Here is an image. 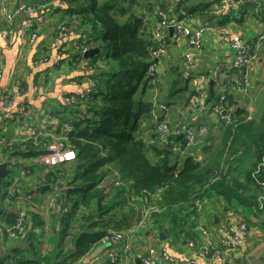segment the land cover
<instances>
[{
  "label": "trees",
  "instance_id": "1",
  "mask_svg": "<svg viewBox=\"0 0 264 264\" xmlns=\"http://www.w3.org/2000/svg\"><path fill=\"white\" fill-rule=\"evenodd\" d=\"M64 1L67 6L62 9L68 17H74H69V21L72 19L70 23L81 31V36L67 51L70 66L83 59V47L97 46L104 55L83 59L87 74L96 83L88 95L69 103L63 100L65 105L60 112L50 111L60 126L69 122L70 128L63 130L67 135L66 144L76 152L71 163L50 166L33 177L35 192L50 195L57 189L56 209L50 213V221L46 223L40 212H26L25 229L11 236L7 229L16 224L18 209L30 207L32 198L23 200L21 205L16 200H7L8 208L0 204L3 207L0 209V264L80 262L109 227L127 229L133 224L129 225L128 221L136 213L139 199L146 202L142 217L146 212L144 229L147 230L134 235L141 236L145 231L158 238L162 231L166 241L170 238L172 243H189L208 201L228 209L241 208L240 222L247 223L249 229L245 210L264 213V207L259 209L258 202L264 193V100L254 117H249L245 106L235 105L229 113L230 120L220 119L217 124L218 137L210 133L203 136L207 141L203 140L200 145V159L190 153L195 146L188 147L184 138L171 134L169 140L182 141V147L186 148L182 154L175 152L159 142L152 92L157 91L155 100H163L165 108L176 102L187 90L184 70L169 68L166 86L163 75L148 76V67L153 62L150 48H156V43L144 32L146 24L157 19L155 10H167V4L163 0ZM216 1L217 5L221 3ZM182 2L178 1L174 11L180 9ZM256 3L245 1L244 5ZM209 5L205 3V7ZM64 23L69 32L70 25ZM82 37L87 42H81ZM262 41L264 37L254 39L249 55L254 54ZM159 77L163 78L164 85ZM225 95L224 102L233 105L232 95ZM214 96L215 93L208 92L207 102ZM157 119L167 120L161 112ZM146 121L149 135L141 127ZM37 139L35 144L28 141L14 151H7L8 157L24 160L39 157L47 140ZM27 169L32 174L34 167ZM13 174L24 176L7 170L2 178L0 199L7 193ZM29 177L20 180L19 191L33 197L27 184ZM110 177L113 179L108 181ZM207 222L202 221L199 226L205 227L213 219Z\"/></svg>",
  "mask_w": 264,
  "mask_h": 264
},
{
  "label": "crops",
  "instance_id": "2",
  "mask_svg": "<svg viewBox=\"0 0 264 264\" xmlns=\"http://www.w3.org/2000/svg\"><path fill=\"white\" fill-rule=\"evenodd\" d=\"M21 0H16V3ZM36 2L38 0H27ZM48 3L49 13L44 23L39 26L38 37L34 44L30 47H22L17 29L19 28L20 18L16 19V31L12 35L2 36V25L0 24V60L2 61L3 78L0 81V93L9 89V83L13 78V73L19 77H23L24 84L27 86V92L23 99L28 107L29 123L40 131V137H43L44 142L48 145L43 154L33 160L17 159L10 157L9 166L18 168L17 172H21L24 176H20V180L29 177V166H33V173L27 180V184L31 187L30 192L33 197L30 201V207H24L26 212H40L41 216L47 221H50V211H48L47 200L49 194H39L36 191V185L33 177L38 173H43L50 166H57L61 163L68 164L74 159L73 149L67 147L66 151H60L57 148L56 139L52 133L63 131V125H59L56 119L51 120L46 118V114L51 112H60L62 105H65L62 95H75L82 88L88 85L90 76L85 70L84 64L70 66L68 64L67 51L73 45L78 37L81 36V31L76 25L70 27V31L61 38L55 40L57 29L63 21L65 10L57 4L58 0H45ZM246 0H236L231 3L225 10L218 11L216 0H183L180 9L172 12L173 20L183 19L185 23L192 25L194 28L203 27L202 42L203 48L201 51L194 53L191 67L184 66L183 53L188 50L187 37L174 34L169 36L167 45L169 49V57L161 58L159 65L164 68L165 86L167 85L169 68L178 67L184 70V78L186 80L187 90L185 91L186 101L189 90L196 83L198 74L213 75L218 71L221 65L222 70L219 71L212 85V90L209 87L208 81L205 84L206 94L208 92L215 93V96L210 102L209 109L197 108V110L186 113L187 108H184V103L178 105L169 104L168 108L162 109L161 113L168 120L182 122L187 125H193L197 128L199 125L215 126L219 123L220 118L213 112L212 104L217 100L218 94L228 93L232 95L234 104L229 108L232 111L235 105L245 106L248 110L249 117L257 116L259 106L263 97L264 90V41L254 50L255 58L251 63L250 82L245 85L241 91L238 86L233 84L229 78L236 75L231 67V62L234 57V50L227 45V38L232 35H239L246 42L253 41L260 34L264 33V0H257L256 4L244 5ZM8 9L13 0H6ZM15 3V4H16ZM205 3H210L205 7ZM250 3V2H248ZM254 6V8L252 7ZM150 15H153L150 14ZM181 15V18H179ZM148 17L149 14L147 13ZM70 17V16H69ZM74 19V17H70ZM69 19V18H68ZM171 19V20H172ZM18 25V26H17ZM222 27L225 30V37L218 36L216 29ZM181 42V44H180ZM47 55V61L42 64L37 71L31 70L27 62L34 56ZM167 65V66H166ZM166 66V67H164ZM35 69V68H33ZM189 73L188 75L186 74ZM48 74L45 80L41 76ZM170 77V76H169ZM223 80V81H222ZM159 81L164 85L163 78L159 77ZM225 81V82H224ZM39 84L40 90H33V84ZM216 90H219L216 92ZM177 103V102H175ZM189 114V115H188ZM219 118V119H218ZM24 118L17 126L12 123L13 130L6 129L4 124H0V131L8 133L12 138L23 135V127L27 122ZM180 120V121H179ZM5 124L8 121H2ZM8 125V124H6ZM61 127V128H59ZM11 128V127H9ZM52 132V133H51ZM52 134V136L50 135ZM196 149V148H194ZM0 149V153H1ZM44 161V162H42ZM46 161L54 162L47 165ZM17 163V166L14 165ZM8 166V170H9ZM110 177L108 181L112 180ZM36 193V194H35ZM0 204L7 207V202L0 199ZM12 206V205H10ZM1 207L0 209H2ZM206 211L202 214L199 223L195 226V236L193 237V245L187 242L172 243L171 239L160 240L154 234L149 232L143 235H132L131 240H128L125 235L122 239L113 241L110 244L109 251L116 252L118 257L115 261H110L106 249L101 245H95L80 262L74 261L71 264H135V259L148 253V250L153 251V256L160 264H165L160 261V250L165 247L176 261V264H189L195 260L200 264H216L209 260V254L206 253V247L211 241L210 248L214 249L217 246L222 251V257L229 260L232 264H264V213L255 214L245 210L248 214L249 229L248 237L243 243L234 244L230 247H225L218 243L220 238H227L237 228L242 218L241 208H226L224 205L217 203L213 205L209 201L205 206ZM38 210V211H37ZM139 215L137 212L128 221V224H138L136 218ZM213 222L205 227L199 226L202 221ZM207 222V223H208ZM143 226L147 227L146 224ZM110 230L118 229V227H109ZM141 229H139L140 231ZM147 230V229H145ZM162 232V231H159ZM128 242V243H127ZM171 242V243H170ZM133 247V256H125V245ZM143 256V255H142Z\"/></svg>",
  "mask_w": 264,
  "mask_h": 264
},
{
  "label": "built area",
  "instance_id": "3",
  "mask_svg": "<svg viewBox=\"0 0 264 264\" xmlns=\"http://www.w3.org/2000/svg\"><path fill=\"white\" fill-rule=\"evenodd\" d=\"M167 4V10H155L154 15L157 16V19L151 24V39L156 43V48H150L151 59L153 62L149 65L147 74L150 77H155L162 73V70H159V60L163 57H169L170 53L168 51V27L170 25L174 28V34L179 36L187 37L188 42V50L183 53V60L184 66L186 68L191 67L193 62V55L202 50L203 42H202V32L203 27L194 28L192 25L185 23L183 19H178L173 21L174 23L171 24L170 22V13L175 9V5L178 3L179 0H163ZM236 0H221V3L217 5L218 11H223L226 9L227 5H230ZM248 2H256L255 0H246ZM59 6L65 7L66 2L64 0H59ZM42 11L43 13H37L35 11ZM49 7L46 1H36L30 2L27 0H21L20 2L14 5V8L9 11L6 0H0V24L2 25V35L6 37L7 35H13L16 31V16L20 18L19 28L17 29V33L19 36L20 43L22 47H30L34 44L35 40L38 37V29L39 26L44 23L46 17L48 15ZM18 26V25H17ZM68 32V26L64 24L59 25L55 40L61 38L62 36L66 35ZM216 32L219 37H225V30L222 27H218ZM264 37V33L260 34L257 38L261 40ZM226 38V37H225ZM254 41V40H253ZM253 41L246 42L242 39L239 35H232L227 38V45L234 50V57L231 62L232 69L236 70L237 74L230 76V80L240 88L242 91L245 88V85L248 84V76L251 71V63L255 58V54L249 55L252 50ZM86 49L83 47L82 52ZM200 53V52H199ZM168 55V56H167ZM47 55H40L34 56L30 58L27 62L29 68H37L40 67L47 61ZM157 59V60H155ZM80 63L84 64L83 60H80ZM167 66V65H166ZM164 66V67H166ZM222 70V66L218 67V71H215L213 75L207 74H198L196 78V83L191 89V95L189 96L188 101V108L193 105H197V108H205L207 107L205 104L207 100L206 88L205 84L211 77H216L219 71ZM188 75L189 73L186 72ZM3 78V69H2V61L0 60V81ZM42 79L45 80L44 75L41 76ZM88 85L85 88H82L78 91L74 96H66L62 95V99L69 103L74 98H81L86 97L90 89H93L96 86V83L92 78L88 79ZM223 81V80H222ZM10 88L6 89L5 91L0 93V122L8 121L14 123L15 126L21 123V121L26 118V124L23 127V135L17 137H10L5 133L0 135V143L2 145V152L0 153V162L3 161H10L11 158L8 157L7 151H14L18 146H22L25 142H31L35 144L36 139L40 137V132L35 131V127L29 123V116H28V107L24 103L23 96L27 92V86L24 84L23 77H19L18 75L13 73V78L9 83ZM39 84L33 85V90H40ZM226 95L222 93L218 99V103L215 107H213V112L220 117L221 120L224 122H228L230 120V114L226 117H221V115L226 111L230 113L231 111L225 109L224 99ZM46 118L54 120V116L50 113H47ZM155 119L156 115H154ZM166 120V119H162ZM164 124H167L166 121H163ZM168 125V124H167ZM167 129H161L158 126L157 132L159 133V142L169 145V147L175 151L180 150L182 147V143L174 142L171 139L169 140V136L171 134L179 135L183 134L184 139L186 140V145L188 147L197 146L192 144L195 137L199 138V135L202 134L205 129L206 125H199L197 128L188 127L180 124H175L173 128L168 125ZM208 128V127H207ZM63 130H68L69 125L68 123H64ZM167 131V132H166ZM194 133V134H193ZM205 133L204 135H206ZM52 136V134H50ZM203 135V136H204ZM56 139V137L54 136ZM66 138H63V142L56 139L57 148L60 151H66ZM178 143V144H177ZM44 150L48 149V145L44 143L42 147ZM186 151V148H185ZM180 153V152H179ZM44 162V161H42ZM47 165H51L54 162L46 161ZM20 176L19 175H11L10 185L3 197V200L7 202V200H16L21 205L23 200H30L32 198L31 195H24L23 193L19 192L21 189L20 186ZM264 186V183H262ZM56 197H57V189L53 191L52 194L48 196V211L53 212L56 204ZM259 202V209L264 207V193H262L258 197ZM19 217L16 224L12 225L10 228L7 229L9 235L13 236L17 232H22L27 224L26 221V209L24 206L19 208ZM147 213L145 212L144 217H142L138 224L133 223L127 229H118V230H110L108 229L104 236L99 240L97 244L101 245L106 249V253L108 254V258L110 261H115L118 257V254L113 251H109L108 247L113 241H117L122 239L125 235L128 237V240H131V236L136 232L139 231L140 226L145 224V218ZM140 225V226H138ZM248 237V225L245 222H239L238 226L234 231L230 234L227 238H220L218 243L225 247H230L234 244L243 243ZM189 242V241H188ZM128 243V242H127ZM209 243L206 247V253L209 254V260L212 263L216 264H232L229 260H225L220 252V249L214 246V249L210 248L211 241H207ZM189 245H193L189 242ZM125 256L130 257L133 253V247L129 244L125 245L124 247ZM160 261L165 264H176L175 259L168 254V251L165 247H162L160 250ZM140 264H160L157 259L153 256V251L150 249L148 253L143 255ZM189 264H200L195 260L190 261Z\"/></svg>",
  "mask_w": 264,
  "mask_h": 264
},
{
  "label": "rangeland",
  "instance_id": "4",
  "mask_svg": "<svg viewBox=\"0 0 264 264\" xmlns=\"http://www.w3.org/2000/svg\"><path fill=\"white\" fill-rule=\"evenodd\" d=\"M99 1H103V0H99ZM255 1H257V0H255ZM136 2L137 3H143V0H136ZM138 6H139V4H138ZM61 11H65L64 12V16H63V19L65 20V22L66 23H68L69 25H70V27L72 26V28L74 27L73 25H75L74 23H70V22H73V20L71 19V21H69V17H68V14H67V12H66V10H61ZM60 24H64L65 25V23L64 22H61ZM66 26V25H65ZM83 28V27H82ZM144 32L145 33H148L149 35H151V24L150 23H148V24H146V26H145V29H144ZM81 42H83V43H85V42H87V38L86 37H82L81 39H79ZM180 44H181V42H180ZM88 47H86V49H87ZM168 51H169V49H168ZM104 55V51L102 50L98 55H96L95 56V58H99V57H102ZM168 56V55H167ZM166 57V56H165ZM165 57H163V58H165ZM83 58V57H82ZM73 59V58H72ZM83 59H85V58H83ZM82 59V60H83ZM75 61H78V59L76 58L75 59ZM254 61V60H253ZM253 61H252V63H253ZM85 62V61H84ZM69 64V63H68ZM79 64H82V63H80V62H78L75 66H77V65H79ZM70 65V64H69ZM165 72H162V75L164 74ZM251 73V72H250ZM250 73H249V76H248V84H249V82H250ZM48 77V74L46 73V75H45V78H47ZM219 90H216V92H218ZM153 93V95H154V97H153V101L155 102V105H156V108H155V112H156V118L157 117H159L160 116V112H161V110L162 109H165V104H164V102H163V100H155V97H157L156 95H157V91H153L152 92ZM262 95H263V97H262V99H261V102H260V106H259V108H261V106H262V102H263V100H264V90H263V92H262ZM187 101H189V97H188V99H187ZM186 101V95H180L177 99H176V102L177 103H175L174 102V104L173 105H179L180 104V106H181V103H183V102H185L184 103V108L186 107L187 108V111H185L186 113H191V112H189V111H193V110H197V105H193V106H190V108H188V102ZM186 102H187V104H186ZM217 101H215L213 104H212V107H215L216 105H217ZM208 105L207 107H205L204 109H209L210 107H211V105H209L207 102L205 103H202V105ZM222 105H224V106H226V107H231L232 105H229V104H227V102H224ZM166 108H168V107H166ZM189 110V111H188ZM162 114V113H161ZM229 113H227L226 111H224V113L221 115V117H226V116H229L228 115ZM189 115V114H188ZM220 118V117H219ZM154 120L156 121V126H155V128H156V130L158 129V126L161 128V129H167L168 130V125H170L171 127L170 128H173L174 126H175V124H180V125H184V123H182V122H176L175 123V121L174 120H162V119H155V117H154ZM163 121H166L167 122V124H164L163 123ZM180 121V120H179ZM0 124H4L5 125V128L8 130V129H11V130H13V124H12V122L10 121V122H7L6 124H8V125H6L5 124V122H0ZM219 124V123H218ZM68 125H69V128H70V124H69V122H68ZM148 122L146 121L145 123H143V124H141V127H142V129H147L146 130V133H145V135H149V133H151L150 132V130L148 129ZM207 127H208V125H206ZM218 126L219 125H217V126H212V129H210V128H207L206 127V129H205V131L202 133V134H200L199 135V138L198 137H195L194 138V141L192 142V144H195L196 146H197V149L199 150V151H195L194 150V148H192V150L190 151V153L192 154V155H194L195 157H196V159H200L201 158V154H200V152H201V147H200V145H201V143H204V141L203 140H205V141H207V139H204V137H203V135L205 134V133H210V136H213L214 138H216V137H218V135H219V133H220V129L218 130ZM9 127H11V128H9ZM210 129V130H209ZM155 131V130H154ZM38 132V131H37ZM167 132V131H166ZM52 133V132H51ZM4 133H2L1 131H0V135H3ZM6 134V133H5ZM53 134V136H55L56 137V139H58V140H60V141H62L63 142V138H66L67 137V135L65 134V131H56V133H52ZM194 134V133H193ZM6 135H8V133L6 134ZM144 135V137H146ZM179 135H181V134H179ZM178 135V136H179ZM153 137H155V135H154V133H153ZM42 139H43V137H42ZM146 139H147V137H146ZM38 140V139H37ZM148 141H149V139H148ZM217 141V140H216ZM182 141H179V143H181ZM65 144H66V140H65ZM178 144V143H177ZM65 147H69V145H67L66 144V146ZM0 149H1V151H2V145H1V143H0ZM74 150V149H73ZM176 151H178V152H180V154H182L184 151H185V149L183 148V147H181V149L180 150H176ZM73 156H75V154H76V152H75V150L73 151ZM20 158H18V160H19ZM178 160H180L181 161V157L179 156L178 157ZM73 160H71L69 163H71ZM9 169H12V170H14V171H16L17 172V170H18V168H16V167H12V166H9ZM14 175V174H13ZM7 179H9V177H7ZM108 185V184H107ZM108 187V186H107ZM145 208H146V202L143 200V199H139L138 201H137V203H136V212H137V214L139 215L138 216V218H136V221L137 222H139V220L142 218V216H143V213H144V211H145ZM46 223H48V220L46 221ZM145 224H147V222H145ZM138 226H140V225H138ZM141 228V230H145L144 228H145V226H140ZM149 228V227H148ZM150 229V228H149ZM160 233V232H159ZM159 233H158V235H159ZM189 242H191L192 243V241H189ZM133 254H134V251H133V253H132V255L131 256H133ZM136 258H140V260H141V258H142V255L141 256H138V257H136Z\"/></svg>",
  "mask_w": 264,
  "mask_h": 264
},
{
  "label": "water",
  "instance_id": "5",
  "mask_svg": "<svg viewBox=\"0 0 264 264\" xmlns=\"http://www.w3.org/2000/svg\"><path fill=\"white\" fill-rule=\"evenodd\" d=\"M16 3V0H13L11 6H10V10H12L14 8V5ZM16 19H18L19 17H15ZM174 34V28L172 26L169 27V36H173ZM100 52V48L97 46H90L87 49H85L82 52V57L85 59H92L94 56L98 55ZM214 84V80H210L209 81V87L212 90V85ZM182 135L178 136L177 138H180ZM10 165V161H3L0 162V194H1V187H2V178L6 175L7 170H8V166ZM15 166H17V163H14ZM159 238L160 240H165L166 239V235L163 232L159 233ZM135 264H140V258H136L135 259Z\"/></svg>",
  "mask_w": 264,
  "mask_h": 264
},
{
  "label": "flooded vegetation",
  "instance_id": "6",
  "mask_svg": "<svg viewBox=\"0 0 264 264\" xmlns=\"http://www.w3.org/2000/svg\"><path fill=\"white\" fill-rule=\"evenodd\" d=\"M172 12L174 13V12H176V11L173 10ZM172 12L170 13V15L172 14ZM172 16H173V15L170 16V22H171V24L174 23L173 21L178 20V19L173 20V19H172ZM179 18H181V15H179ZM171 19H172V20H171ZM170 26H172V25H170ZM170 26H169V27H170ZM169 27H168V38H169ZM172 27H173V26H172ZM173 35H174V34H173ZM202 48H203V46H202ZM155 60H157V59H155ZM159 66H160L159 70H162V72H163V71H164V68H163L161 65H159ZM159 75H162V73H159ZM215 78H216V77H211V78L208 80V83H209V81H210L211 79H215ZM189 92L191 93L192 91L189 90ZM220 95H221V94H218V98L220 97ZM188 96H190V95L188 94ZM218 98H217V99H218ZM216 101H217V100H216ZM184 126L191 127V125H187V124H184ZM181 135H182V136H181L180 138H178V139L184 138L183 134H181ZM179 136H180V135H179Z\"/></svg>",
  "mask_w": 264,
  "mask_h": 264
},
{
  "label": "bare ground",
  "instance_id": "7",
  "mask_svg": "<svg viewBox=\"0 0 264 264\" xmlns=\"http://www.w3.org/2000/svg\"><path fill=\"white\" fill-rule=\"evenodd\" d=\"M57 4L60 5V4H59V0L57 1ZM66 6H67V5H66ZM35 12H37V13H43L42 11H37V10H36ZM48 13H49V11H48ZM2 36H4V35H2ZM33 85H34V84H33ZM35 131H38V130L35 129ZM15 175H16V174H15ZM19 176H22V175H19ZM8 187H9V186H8ZM6 189H10V188H6ZM19 192H20V191H19ZM47 207H48V202H47Z\"/></svg>",
  "mask_w": 264,
  "mask_h": 264
}]
</instances>
